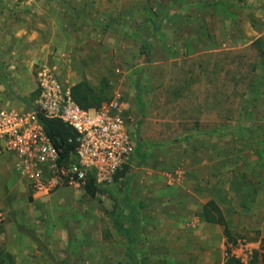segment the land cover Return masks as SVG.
I'll use <instances>...</instances> for the list:
<instances>
[{"label":"rangeland","instance_id":"obj_1","mask_svg":"<svg viewBox=\"0 0 264 264\" xmlns=\"http://www.w3.org/2000/svg\"><path fill=\"white\" fill-rule=\"evenodd\" d=\"M37 1L0 0V107L31 103L44 64L69 87L104 81L135 158L92 196L34 198L0 156L11 264H264V0ZM175 199L198 209L186 229L151 207ZM209 200L228 237L202 224Z\"/></svg>","mask_w":264,"mask_h":264},{"label":"built area","instance_id":"obj_2","mask_svg":"<svg viewBox=\"0 0 264 264\" xmlns=\"http://www.w3.org/2000/svg\"><path fill=\"white\" fill-rule=\"evenodd\" d=\"M34 90L35 99L27 106L0 107V156L7 158L32 197L62 188L79 191L88 177L96 187H105L129 166L134 138L116 112L118 95L97 109H82L72 99L70 87L46 64L36 70ZM40 117L57 120L74 132L71 158L61 160Z\"/></svg>","mask_w":264,"mask_h":264},{"label":"trees","instance_id":"obj_3","mask_svg":"<svg viewBox=\"0 0 264 264\" xmlns=\"http://www.w3.org/2000/svg\"><path fill=\"white\" fill-rule=\"evenodd\" d=\"M70 93L74 102L82 109H97L103 102L109 99L108 86L104 81L96 87H91L84 81L77 82L70 87ZM39 120L52 145L60 151L61 160L66 161L68 158H71L74 148V132L57 120L44 119L42 117ZM118 173L120 174V171L116 174ZM115 175L114 177H116ZM96 190L97 187L94 185L92 178L88 177L83 187V192L92 196ZM200 216L207 223H215L222 226L225 237H228V227L225 224L220 209L214 201L209 200L203 205ZM0 264H11L9 253L0 250ZM223 264L243 263L227 255Z\"/></svg>","mask_w":264,"mask_h":264},{"label":"crops","instance_id":"obj_4","mask_svg":"<svg viewBox=\"0 0 264 264\" xmlns=\"http://www.w3.org/2000/svg\"><path fill=\"white\" fill-rule=\"evenodd\" d=\"M50 0H38L37 2L39 3L40 5V9H41V14L44 10L48 9V3H49ZM32 5L34 3H31ZM36 4V3H35ZM46 27H48V24L45 23V21H39V23L37 25H33L30 27H27V36L26 38L28 37L29 40H30V45L32 46L31 48L29 49H35L36 47H43L44 44H41V43H37V37L39 35V29H45ZM32 40H34V42H32ZM134 155L132 157V160H131V163L129 164V166L133 163L134 161ZM130 168H132V165L130 166ZM195 193V192H194ZM218 206V204H216ZM152 208H155V210H160V209H163V208H169V207H172V211L173 212H167L166 213V216H164L167 220V222L170 223L171 227L174 226V222L177 223V227L178 228H185L188 227V226H192V223L193 222H197L198 220V217L197 215L195 216L194 213L195 212H198V209H196V206H188L186 204H184L182 201H179L178 199H175L174 201L172 200V204H163L161 202H156L155 201V204H153L151 206ZM218 208L220 209L222 215H223V211L222 209L218 206ZM174 213V214H173ZM191 217V221H188V222H185L187 219L189 220V218ZM224 218V216H223ZM225 219V218H224ZM200 220L202 222V224L206 225V226H209V225H217L219 227L222 228V226L218 225V224H215V223H207L205 221L202 220V218L200 217ZM226 222V221H225ZM223 230V228H222ZM183 242V241H182ZM181 242V243H182ZM184 244V243H182ZM227 255H229V253L227 252L225 257H224V261H225V258L227 257ZM229 256H232V255H229ZM233 257V256H232ZM237 260H240V262H242L243 264L246 263L245 259L244 258H241V257H238L237 255H235V257Z\"/></svg>","mask_w":264,"mask_h":264}]
</instances>
